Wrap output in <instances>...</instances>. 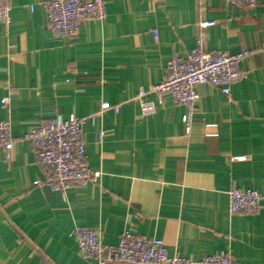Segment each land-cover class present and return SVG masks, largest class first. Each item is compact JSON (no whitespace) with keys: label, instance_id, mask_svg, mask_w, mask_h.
Instances as JSON below:
<instances>
[{"label":"crops","instance_id":"obj_1","mask_svg":"<svg viewBox=\"0 0 264 264\" xmlns=\"http://www.w3.org/2000/svg\"><path fill=\"white\" fill-rule=\"evenodd\" d=\"M44 1L10 0L11 21L0 22V120L16 139L0 160V264H95L79 255L75 227L98 229L109 245L123 231L159 239L169 257L224 252L264 264V206L228 209L231 188L264 196V0H103V21L64 38L51 32ZM200 35L205 52L251 54L228 96L197 85L186 136L187 107L150 94L155 112L140 117L136 97ZM56 115L85 119L86 163L99 172L64 193L34 185L47 170L21 139Z\"/></svg>","mask_w":264,"mask_h":264},{"label":"built area","instance_id":"obj_2","mask_svg":"<svg viewBox=\"0 0 264 264\" xmlns=\"http://www.w3.org/2000/svg\"><path fill=\"white\" fill-rule=\"evenodd\" d=\"M10 0H0V22L8 25L11 21ZM228 6L252 7L256 0H222ZM47 24L57 38L74 36L81 23L88 20L103 21L106 10L103 0H47L41 3ZM214 21L200 24L201 28L213 26ZM203 36L196 40L195 47L183 56H174L168 60L159 83L148 89H140L136 99L140 106V117L155 112L154 103L146 101V96L153 94L159 99L166 96L174 106H185L188 118L185 122V135L190 132L192 114L198 99L196 87L208 84L218 89L225 96L230 94L231 85L241 75L238 64L251 54L243 49L229 54L225 51L205 52L202 48ZM264 58V50L262 51ZM8 98L1 100L6 105ZM118 111V107H115ZM85 119L71 115L63 118L56 115L29 129L21 139L33 146L35 161L47 170L43 180L34 182L49 191L64 193L67 189L95 183L99 172L88 168L82 140V126ZM16 139L10 135V126L0 120V160H9V153ZM243 160L244 157H237ZM264 206V196L247 188H231L228 191V209L231 214H252ZM72 236L79 255L95 264H235L227 253H215L190 260L178 255L169 257L159 239L147 238L123 231L117 245L101 241L98 229L75 227Z\"/></svg>","mask_w":264,"mask_h":264}]
</instances>
